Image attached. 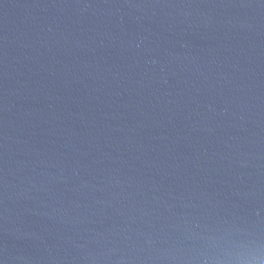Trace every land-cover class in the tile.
<instances>
[{
    "label": "water",
    "instance_id": "95a60500",
    "mask_svg": "<svg viewBox=\"0 0 264 264\" xmlns=\"http://www.w3.org/2000/svg\"><path fill=\"white\" fill-rule=\"evenodd\" d=\"M0 264H264V0H0Z\"/></svg>",
    "mask_w": 264,
    "mask_h": 264
}]
</instances>
